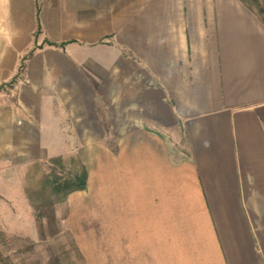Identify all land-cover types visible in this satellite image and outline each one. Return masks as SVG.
<instances>
[{"label": "crops", "instance_id": "1", "mask_svg": "<svg viewBox=\"0 0 264 264\" xmlns=\"http://www.w3.org/2000/svg\"><path fill=\"white\" fill-rule=\"evenodd\" d=\"M68 156L87 264H264V21L241 0H0V221Z\"/></svg>", "mask_w": 264, "mask_h": 264}, {"label": "rangeland", "instance_id": "2", "mask_svg": "<svg viewBox=\"0 0 264 264\" xmlns=\"http://www.w3.org/2000/svg\"><path fill=\"white\" fill-rule=\"evenodd\" d=\"M260 14L264 17V12ZM80 163L73 156L56 157L29 168L24 186L27 203L19 206L20 217L0 221V264H87L76 242L77 222L71 220L67 202L73 192L64 199L53 192L51 184L54 177L60 181L73 178ZM83 194L72 196L82 199Z\"/></svg>", "mask_w": 264, "mask_h": 264}, {"label": "trees", "instance_id": "3", "mask_svg": "<svg viewBox=\"0 0 264 264\" xmlns=\"http://www.w3.org/2000/svg\"><path fill=\"white\" fill-rule=\"evenodd\" d=\"M245 6L250 10L255 11L260 19L264 21V17L261 16L260 12H264V1L261 3L259 0H241ZM259 7V11L255 10V7ZM87 170L83 164L80 163V168L76 170L73 178H66L65 180L60 181L59 177H54L51 181L52 190L56 194H61L62 198H66L71 192L83 190L87 185ZM48 181V180H47Z\"/></svg>", "mask_w": 264, "mask_h": 264}]
</instances>
